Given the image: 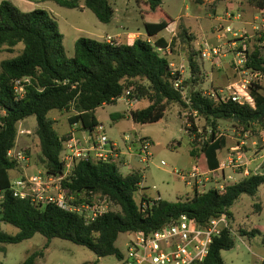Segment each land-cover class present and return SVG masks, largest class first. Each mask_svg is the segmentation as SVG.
<instances>
[{"label": "trees", "instance_id": "1", "mask_svg": "<svg viewBox=\"0 0 264 264\" xmlns=\"http://www.w3.org/2000/svg\"><path fill=\"white\" fill-rule=\"evenodd\" d=\"M135 2L146 38L152 43L142 38L133 41L125 38L126 41L119 44L79 38L74 43L72 58L66 57L63 35L48 12H22L10 1L0 2V48L14 53L19 45L22 47L17 56L0 63V191H3L0 222L18 230L15 235L0 230V245L19 244L36 234L46 240L42 250L30 253L21 264H35L44 256L43 250L52 239L85 247L97 258L119 260L122 252L116 247V241L120 234H149L181 215L199 225L224 215L233 231L231 207L234 202L242 195L253 197L260 187H264V175L250 172L221 191L214 188L203 193L194 191L191 198L176 202L155 200L142 194L137 204L134 194L142 180L138 171L124 175L114 163L79 160L61 181L64 194L73 197V204L91 203L96 197L107 198L119 212L107 211L86 224L77 213L13 197L9 191V171L15 169L16 163L7 157V153L15 147L19 122L35 118L41 167L47 173L62 174L64 164L60 158L71 134L60 136L48 114L72 111L69 125H78L82 131L90 132L99 126L95 110L116 103L127 91L129 98L146 103L142 108L129 111L128 117L135 124L159 122L172 104L189 109L204 119L211 129L208 138L197 133L191 118V126L186 129L190 138L189 155L201 173L208 172V168L216 163V152L224 146L223 137L217 136L219 121H231L242 133L264 130V83L249 87L251 104L223 102L219 95L206 96L196 88L202 76L196 60L200 51L188 56L189 77L183 78L173 72L167 57L169 45L157 37L172 24L171 18L162 10L161 0ZM249 2L257 10L264 9V0ZM55 3L67 9L80 7L79 0H55ZM83 7L102 24H109L113 18L114 11L108 0H84ZM245 47V69L264 75V55L258 49L249 52ZM181 78L180 88H175L174 84ZM15 81L23 82L22 97L15 92ZM185 88H189V92L184 98ZM256 235H260L257 229L239 231L240 237ZM234 245L232 234L224 230L213 239L203 264H224L222 251L231 250Z\"/></svg>", "mask_w": 264, "mask_h": 264}, {"label": "rangeland", "instance_id": "2", "mask_svg": "<svg viewBox=\"0 0 264 264\" xmlns=\"http://www.w3.org/2000/svg\"><path fill=\"white\" fill-rule=\"evenodd\" d=\"M3 0H0V2ZM22 12L41 10L48 12L58 24L60 33L63 35V45L67 58L73 57L74 43L79 38H87L95 41H106L110 36L118 43H124L125 34L122 28L127 32L140 33L143 37L144 29L139 14V9L135 0H108V3L114 11L113 18L109 24L100 23L94 14L83 7V1L79 0V6L75 9H67L58 6L55 0H7ZM162 10L171 18L172 26H168L157 37H164L169 45L170 63L177 69L184 66L183 77H189L188 56L193 52L197 53L204 44L208 46L217 45L219 42L214 32L217 23V17L225 14H231L232 18L228 25L232 31L242 34V38L235 40L234 37L227 34L222 41L225 45L226 56L215 60H205L200 54L196 60L200 64L202 76L197 89L207 96L214 90H223L222 96H229L232 90L226 87L232 83L240 82L247 76L242 75L235 70V61L238 49L241 45H246L249 52L258 49L264 55V23L255 28L258 23L255 21L258 10L254 8L249 0H161ZM199 16L198 25L194 23L191 16ZM188 15V17H187ZM191 17V18H190ZM197 19H195L196 21ZM200 26L204 28L203 34L206 39L203 40L199 32ZM171 27V28H170ZM199 27V28H198ZM145 34V33H144ZM181 34H185L184 37ZM127 39V38H126ZM242 39V41H238ZM225 41L227 43H225ZM19 45L14 53L6 51L5 47L0 48V63L4 60L17 56L21 51ZM160 54L162 52H159ZM189 88L183 89V96L187 97ZM247 104L251 103L248 94H245ZM127 100L132 98H121L114 104L104 105L95 110V118L99 126L102 127V134L109 140L118 144V146L129 145L132 153L136 157H131L128 170L121 169L118 159V170L121 174H126L133 168L138 171L142 177L139 189L134 194L137 204L140 203L142 194L150 198L160 197L168 202H176L179 199L185 200L191 198L193 190L186 182L182 181L173 171L187 173L194 166V159L190 157V138L186 129L193 125L198 129V134L208 138L211 129L206 125L203 118L193 116L189 109L183 108L178 104H172L168 107L164 117L154 124H135L129 117L130 110L142 108L146 103H133L128 106ZM1 113V112H0ZM72 111H53L48 114V118L53 121V126L60 136L73 133L77 139H82L78 125L72 127L68 123V118ZM119 116V117H118ZM217 133L224 140L235 146L242 143V151H250L253 155L262 153L264 144L260 140V132L253 131L242 133L234 128L231 121H219ZM36 120L30 117L17 124V135L15 147L17 150L24 151L27 155V164H16L15 169L9 171L10 179L17 178L23 173L33 174L37 171H44L40 163V146L35 134ZM264 131V130H263ZM22 132V133H21ZM129 137V142H123V136ZM146 138L150 142L149 152L150 161L140 162L138 153L140 146L138 140ZM258 143L253 146L252 141ZM199 142L202 143L200 140ZM228 149V148H227ZM121 151V150H120ZM227 152V154H229ZM228 156V155H227ZM164 162L166 166L160 163ZM240 170H235L239 173ZM233 179L225 183L220 181L208 180L204 183L203 189H197L199 193L216 188L219 185L227 186L241 181L242 175L232 174ZM108 211L119 212V208L108 204ZM233 214V238L235 245L231 250L222 251L221 258L224 264H264V187H260L255 196H240L231 207ZM257 229L260 235L253 238L240 237L239 231L249 232ZM0 230L15 235L18 230L11 225L0 222ZM130 238L128 234H120L116 241V247L123 253L125 244ZM46 240L39 234H36L30 240L19 244L0 245L3 249L0 252V264H21L24 259L34 251L43 249ZM44 256L38 258L35 264H118L114 257L97 258L92 252L82 246L72 244L71 242L52 239L46 250H43Z\"/></svg>", "mask_w": 264, "mask_h": 264}, {"label": "built area", "instance_id": "3", "mask_svg": "<svg viewBox=\"0 0 264 264\" xmlns=\"http://www.w3.org/2000/svg\"><path fill=\"white\" fill-rule=\"evenodd\" d=\"M231 18L232 16L229 13L225 14V17H217L214 32L219 43L214 46L204 44L199 50L203 59L213 61L226 56V44L223 43V40L227 34H231L234 37L231 45H234L236 39L242 38V34L239 35L233 32L228 25ZM255 21L258 23L255 28L264 23V9L258 10ZM126 38L133 41L140 39V34H127ZM143 39L147 40L148 43H152L147 38ZM238 41H242V39ZM105 42L119 44L110 36L106 37ZM225 43L227 42L225 41ZM238 50L237 57L239 59L235 61V70L247 76V78L228 85L226 89L232 90L229 96H222V89L217 90V92L213 91L207 96L216 97L219 95L220 100L223 102L231 100L232 102L243 104L247 103L245 99L246 93L251 100L249 87L252 84L264 83L263 74L245 69L247 59L245 45H241ZM158 51L160 50L158 49ZM170 67L173 72H178L183 76L185 68L183 65L177 69L174 68L173 64H170ZM181 82L182 78L176 81L174 84L175 88H180ZM22 83V81L14 82V89L19 97L23 96ZM129 95L130 93L127 91L121 98H124V96L129 97ZM185 102L188 104L187 101ZM133 103H136V99L127 100L128 106H132ZM190 113L194 117L196 116L195 112ZM102 130L101 126H97L92 131L85 132L82 139L71 137L66 143V149L60 158L64 164L62 174H51L44 170L33 174L23 173L17 178L10 179L9 191L13 197L27 200L40 206L55 205L65 211L77 213L82 216L86 224H90L97 217L106 213L108 211L107 205L110 203L107 198L96 197L91 203L73 204V197H67L61 187V181L67 177L74 164L79 160L117 163L121 156V149L116 142L109 140L106 135L102 134ZM217 136L221 137L220 134ZM122 140L126 144L130 139L127 135H124ZM138 143L140 152L137 156L140 162L146 163L150 161L152 156L149 152L150 142L146 138H140ZM246 153L242 151V143L239 142L230 149V153L226 160L220 163L218 170L223 172L225 168L234 170L243 168L247 172L251 159L246 156ZM7 157L19 165L27 164L28 162L25 152L16 148L8 151ZM160 164L166 166L164 162ZM173 173L186 182L194 191L203 189L204 183L208 181V176L212 174L210 171L201 173L195 166L187 173H179L178 171H173ZM215 189L221 191L224 186L219 185ZM157 199L159 197L155 200ZM2 201L3 191H0V205ZM224 230H229L232 236L234 235V232L230 230V221L224 215L211 218L204 225H199L188 216L181 215L155 232L149 234L141 232L128 233L130 238L125 244V251L122 253V257L117 262L118 264H203L213 239L220 236Z\"/></svg>", "mask_w": 264, "mask_h": 264}, {"label": "crops", "instance_id": "4", "mask_svg": "<svg viewBox=\"0 0 264 264\" xmlns=\"http://www.w3.org/2000/svg\"><path fill=\"white\" fill-rule=\"evenodd\" d=\"M194 15V14H193ZM187 17H188V15H187ZM192 17V20H194V23L195 24H197L198 25V20H200V19H198L199 18V16H191ZM190 17V18H191ZM195 19H197L196 21H195ZM173 24H171V26H172ZM171 28V27H170ZM199 28V27H198ZM168 29V28H167ZM122 30H123V32H121V33H119L118 35H123V34H125V37H126V35L127 34H134V33H131V32H127L126 30H124L123 28H122ZM199 30V32L202 34V38H203V40L204 39H206V36H204L205 34H203V31H204V28L202 27V26H200V29H198ZM138 34H140V33H138ZM141 35V34H140ZM142 39L143 38H146V35L143 33V37H141ZM161 38H163L164 39V37H161ZM167 52H168V59H170V55L169 54H171L170 52H169V49H167ZM121 99V98H120ZM120 99H118V100H120ZM117 100V101H118ZM136 102H137V100H136ZM98 121V120H97ZM75 126V125H74ZM73 130H74V128L72 127V129H71V137H75L76 138V135L73 133ZM80 131V133H82V135L85 133V131H82L81 129L79 130ZM260 140H261V142L264 144V131H262V132H260ZM231 142V141H230ZM230 142H228V141H226V140H224V146H223V148H221L220 150H218L217 152H216V160H215V164L211 167V168H208V170L212 173V174H210L209 176H208V180H214L215 182H217V181H220V182H222V183H225V182H227L228 180H232L233 179V176H232V174H240V175H242V179L245 177V176H247L250 172L251 173H253V174H258V175H264V149L262 150V153L261 154H258V155H253V154H251L250 153V151H248L247 153H246V156L249 158V159H251V161H250V163H249V165H248V167H247V172H245L244 171V169L243 168H241L242 170L239 172V173H236L235 172V170L234 169H229V168H225L224 170H223V172H220L219 170H218V167H219V165H220V163L222 162V161H225L226 160V158H227V152H229L230 151V149L232 148V147H234V146H232L231 145V143ZM258 143V141L257 140H254V141H252L251 142V144L253 145V146H255L256 144ZM228 148V149H227ZM120 149H121V156H120V158H121V161L119 162V164L121 165V169H126V170H128L129 168H130V166H129V162H127V156L129 157L128 158V160H130V158L131 157H136L135 155H134V153H132V151H131V148L129 147V145H124V146H120ZM118 163V162H117ZM116 163V166H117V168H118V164ZM194 167V166H193ZM192 167V168H193ZM136 169V168H135ZM135 169H133V168H131L130 170L131 171H127V173L126 174H128V173H131V172H134L135 171ZM236 170H240V169H236ZM208 171V172H209ZM241 179V180H242ZM193 190V189H192ZM198 192V191H197ZM193 193H194V190H193ZM148 196V195H147ZM149 198H150V196H148ZM160 198V197H159ZM151 199H156V198H151ZM161 199V198H160Z\"/></svg>", "mask_w": 264, "mask_h": 264}]
</instances>
